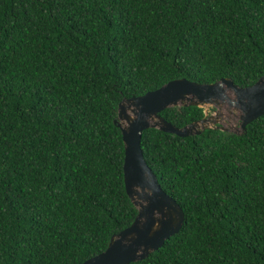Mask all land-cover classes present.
I'll return each instance as SVG.
<instances>
[{"label": "trees", "instance_id": "obj_1", "mask_svg": "<svg viewBox=\"0 0 264 264\" xmlns=\"http://www.w3.org/2000/svg\"><path fill=\"white\" fill-rule=\"evenodd\" d=\"M262 74L264 0H0V264H79L132 223L122 98ZM140 146L184 220L127 264H264V113L240 133L147 128Z\"/></svg>", "mask_w": 264, "mask_h": 264}, {"label": "water", "instance_id": "obj_2", "mask_svg": "<svg viewBox=\"0 0 264 264\" xmlns=\"http://www.w3.org/2000/svg\"><path fill=\"white\" fill-rule=\"evenodd\" d=\"M218 101H227L240 109V128L243 131L248 123L264 113V74L245 87L226 77L212 83L180 77L142 95L122 98L114 122L123 141L125 189L137 208V214L129 226L111 236L105 250L79 264H127L136 261L159 248L166 238L181 228L184 212L161 188L156 175L145 162L140 146L141 134L147 128L183 137L200 134L206 128H196L204 117L176 127L159 112L169 106L203 107Z\"/></svg>", "mask_w": 264, "mask_h": 264}, {"label": "rangeland", "instance_id": "obj_3", "mask_svg": "<svg viewBox=\"0 0 264 264\" xmlns=\"http://www.w3.org/2000/svg\"><path fill=\"white\" fill-rule=\"evenodd\" d=\"M228 93L232 96V92ZM233 98V97H232ZM204 121L199 123L196 129L216 127L233 132H240L241 111L234 104L227 101H218L209 105H203Z\"/></svg>", "mask_w": 264, "mask_h": 264}]
</instances>
